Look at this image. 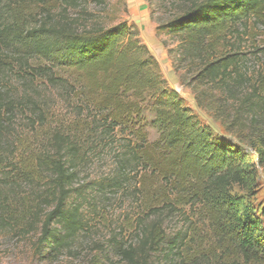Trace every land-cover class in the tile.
Listing matches in <instances>:
<instances>
[{
  "label": "trees",
  "instance_id": "trees-1",
  "mask_svg": "<svg viewBox=\"0 0 264 264\" xmlns=\"http://www.w3.org/2000/svg\"><path fill=\"white\" fill-rule=\"evenodd\" d=\"M106 2L0 0V83L10 82L7 78L13 73L59 84L77 101L76 114L84 118L81 135L92 136V142L119 136L114 173L107 184H98V190H119L134 180L148 214L162 208L170 213L194 209L187 238L165 241L160 220L139 221V252L163 250L170 260L189 254L198 258L195 264H264V208L258 212L233 193L235 188L253 186L255 172L249 159L233 145L213 142L209 129L167 87L136 28L126 22L106 26L87 10ZM173 3L179 14L157 31L179 40L175 62L180 58L196 63L197 78L235 102V118L246 115L252 126H260L255 153L264 164V59L247 77L243 52L249 41L261 42L252 43L251 53L264 54V0ZM57 70L68 72L71 81L55 77ZM4 92L0 90V140L16 108H34L32 102ZM144 114L154 117L153 141L148 139ZM69 134L65 140L54 134V147L46 150L50 158L42 152L22 153L24 157L14 162L11 152L7 156L0 149V234L22 223L41 224L36 250L48 257L64 250L83 229L80 208L65 204L67 188L84 162V150L69 142ZM45 176L49 179L42 195ZM30 185V194L19 193ZM45 205L53 209L44 213ZM200 226L210 236L202 244L197 237ZM118 255L138 263L132 249H121Z\"/></svg>",
  "mask_w": 264,
  "mask_h": 264
},
{
  "label": "rangeland",
  "instance_id": "rangeland-1",
  "mask_svg": "<svg viewBox=\"0 0 264 264\" xmlns=\"http://www.w3.org/2000/svg\"><path fill=\"white\" fill-rule=\"evenodd\" d=\"M106 3L105 6L90 5L87 10L101 17V22L106 26L126 22L136 28L139 39L155 57L167 87L185 106L192 109L200 124L209 129L213 142L233 145L247 156L255 172L253 186L250 190L235 188L233 193L243 196L260 212L264 208V164L258 162L255 153V146H259L256 144V137L260 134V126H252L253 120L246 115L235 118V102L225 100V96L212 88V85L198 79L196 63L191 65L180 58L175 62L180 56L177 51L179 40L166 35L163 30L157 31V28L172 21L179 14L178 7L172 4V0H144L149 20L146 25L139 18L141 13L131 10L127 0H107ZM252 43L261 45V42L249 41L247 49L243 51L246 53L247 77L254 75L253 67L264 59L263 53H251ZM53 73L58 79L71 81L68 72L57 70ZM29 78L24 74L12 73L7 78L10 82L0 83V90L4 92L7 88L4 93L9 98L28 100L34 105V108L24 105L21 109L16 108V112L9 116L8 125L2 129L4 134L0 140V149L7 156L11 152L10 158L14 162L23 156L20 155L22 153L35 155L42 152L50 158L52 154L46 150L54 147V134L60 133L65 140V133H72L69 138L66 137L69 142L72 140L75 147L84 150V162L76 173L73 185L67 188L65 204L67 207L80 208L83 229L64 250L48 257L46 253L41 254L36 250L42 225L26 227L27 224L22 223L21 226L0 234V264H133L118 255L121 249H132L134 262H138L137 264H171L170 261H175L174 264H195L198 258L189 254L170 260L171 256L167 258L163 250L150 253L144 249L139 252L141 236L137 226L139 221L160 220L165 241H170L173 237L187 238L194 209L186 207L170 213L162 208L156 209L155 215L148 214L137 193L134 180L119 190L107 187L98 190V184H107V179L114 173L115 156L120 149L121 139L112 135L108 138L97 137L92 142V136L81 135L84 118L77 116V101L68 96V90L59 84L52 86L43 79ZM142 121L149 133L148 139L155 140L157 133L152 124L154 117L144 114ZM98 142L100 144L97 145ZM48 179L45 176L41 183L42 189L39 193H44L42 195L46 194L43 187ZM31 186L21 188L19 193L30 194ZM34 186L38 187L35 184ZM48 202L51 203V200ZM52 209V205H45L41 210L48 213ZM192 221H195V217ZM200 228L197 237L202 244L204 240L209 241L210 236L205 229L201 226Z\"/></svg>",
  "mask_w": 264,
  "mask_h": 264
},
{
  "label": "crops",
  "instance_id": "crops-1",
  "mask_svg": "<svg viewBox=\"0 0 264 264\" xmlns=\"http://www.w3.org/2000/svg\"><path fill=\"white\" fill-rule=\"evenodd\" d=\"M130 9L140 14V19L143 20L146 25L149 24V20L147 18V7H145L144 0H127Z\"/></svg>",
  "mask_w": 264,
  "mask_h": 264
}]
</instances>
